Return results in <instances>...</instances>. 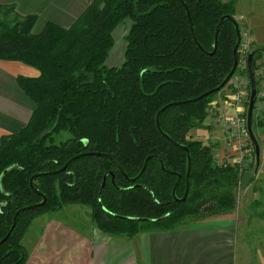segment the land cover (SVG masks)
Segmentation results:
<instances>
[{
    "label": "trees",
    "instance_id": "trees-1",
    "mask_svg": "<svg viewBox=\"0 0 264 264\" xmlns=\"http://www.w3.org/2000/svg\"><path fill=\"white\" fill-rule=\"evenodd\" d=\"M233 11L220 0H92L69 28L46 23L34 34L35 16H21L13 6L0 4V61L38 73L16 78L33 110L24 127L0 138V241L20 209L46 198L43 206L18 214L0 244V264H25L22 236L30 223L69 205L88 208L102 234L127 239L171 231L186 224V218L198 221L232 212L236 169L217 166L212 148L188 135L203 128L204 109L223 88L159 116L161 131L190 155L184 202L172 197L176 177L162 171L157 159H150L134 182L115 164L133 179L145 159L156 156L166 171L181 176L175 196L183 197L187 155L159 133L156 115L168 104L217 88L229 74L236 44L231 21L222 22L211 53L219 20L234 19ZM125 21L122 63L108 67L113 32ZM253 51L257 73L264 49ZM254 116L255 108L252 122ZM91 153L109 158L83 156L54 173L71 158ZM39 173L51 174L35 178L32 189L30 179ZM109 173L113 179L107 176L100 194Z\"/></svg>",
    "mask_w": 264,
    "mask_h": 264
},
{
    "label": "crops",
    "instance_id": "crops-1",
    "mask_svg": "<svg viewBox=\"0 0 264 264\" xmlns=\"http://www.w3.org/2000/svg\"><path fill=\"white\" fill-rule=\"evenodd\" d=\"M91 1L0 0V4L13 6L21 16H35L33 33L37 34L46 23L69 28ZM241 7L245 11L241 13L244 25L254 38V43L264 47V7L257 12L251 10L252 8L248 12L245 7ZM254 31L262 32L259 38L254 37ZM37 75L34 69L24 64L0 61V138L24 127L33 110V103L21 91L16 78H34ZM224 95L222 93L217 102L221 107L225 106L226 100L222 98ZM220 133L211 132L208 136L219 141L223 145L221 150H224L225 143ZM237 226L236 219L230 214L186 223L167 232L141 233L126 241H112L108 236L97 233L98 231H93L92 237L87 239H76V234L66 227L75 235L72 237L77 245L75 253L83 254L82 259L68 258L66 264H75L76 261H81L80 264H235ZM46 247L40 246V250L44 249L40 252L44 253L35 264H52L48 260V254L53 251H45Z\"/></svg>",
    "mask_w": 264,
    "mask_h": 264
},
{
    "label": "rangeland",
    "instance_id": "rangeland-1",
    "mask_svg": "<svg viewBox=\"0 0 264 264\" xmlns=\"http://www.w3.org/2000/svg\"><path fill=\"white\" fill-rule=\"evenodd\" d=\"M220 1L229 3L233 7L234 19L236 20L242 34V40L240 42L241 46L239 52L237 51V58L241 61L242 65L243 62H246V58L251 51L255 48L264 49V47L257 46V43H254V38L250 35L249 30L244 25L243 15L241 14L243 12L241 5L245 7V10L248 12L250 8H252L251 10L257 12L259 8L264 7V0H245V2H243V0ZM243 13H245V11ZM128 26V21H125L124 24H120L113 32L114 44L109 57L106 60V65L108 67L119 66L122 63V54L126 45L125 33ZM261 34L262 32L254 31V37L256 39L259 38V35ZM260 55H262V58H260L261 56L258 57V60H260L257 61V66L258 69L260 67L261 69H264V51H262ZM235 75L243 77L245 82V107L242 110L244 113V111L247 110L250 92L247 67L244 70L237 69L234 76ZM254 75L257 77V73L255 74L254 72ZM263 81L262 78L256 80L258 94L260 90H264ZM235 88V79L231 78L228 84L223 87L221 92L211 97L210 102L205 107L203 128H194L188 134L192 139L200 140L204 145L212 148L215 160L214 162L220 167L223 166L216 163L215 157H223V151L227 150V142L233 139L231 137L233 130H231L232 128H229L228 131L224 129L225 126L219 118L221 115L220 113L229 115L232 112L235 114L236 109L234 111L230 109L221 111L220 109L222 107L221 105H218L217 102L222 93L225 94L222 97L226 100L225 102H232V98L236 93ZM225 97L227 98L225 99ZM258 100L254 107L255 116L252 123L254 136L258 142L260 150L259 163L258 165L254 164L256 162L255 157L251 161V157L254 154L253 147L250 148V150L248 149L251 156L246 159L247 164L245 167L239 168L245 160L241 163L239 162L233 165H228V167H232L237 171L235 181V205L232 212L224 214L233 215L234 219H236V222L238 223V234L237 240L235 241V264H264V109L260 108ZM211 132L222 134V138L225 143L224 150H221L223 145H221L219 141L213 140V137L209 138L208 134ZM67 138H69V135L64 134V139ZM218 217L219 216L208 217L198 221H204L212 218L216 219ZM194 220V218H186L183 222L188 224L190 222H195ZM66 227H69L70 230L76 234V236L70 230L68 231ZM95 231H98L97 233H101L97 230L94 223L90 219L89 209L86 207L69 205L56 212L42 213L41 215L35 217V219L30 223L29 229L22 236V244L28 251V258L25 264H28V262L32 264L37 263L38 257H41L44 253L40 252L44 251L43 248L40 250V246L42 245L47 246L45 251H48L49 249L53 251V253L48 254V260L52 264H66L67 259L72 257L82 259V253L79 255L75 253L77 245L72 241V237L75 236L76 239H87L88 237H92ZM106 236H108L107 238L112 241L117 239H124V241H126L127 239L123 236ZM67 251H69V254H67ZM29 256H31L30 259ZM80 263L81 261H76L75 264Z\"/></svg>",
    "mask_w": 264,
    "mask_h": 264
},
{
    "label": "water",
    "instance_id": "water-1",
    "mask_svg": "<svg viewBox=\"0 0 264 264\" xmlns=\"http://www.w3.org/2000/svg\"><path fill=\"white\" fill-rule=\"evenodd\" d=\"M182 1V0H180ZM229 20L232 22V24L234 25V28H235V35H236V44H235V47L233 49V67L231 69V71L229 72V74L226 76V78L223 80V82L215 89L213 90H210L206 93H204L203 95H201L200 97L198 98H195V99H192V100H189V101H183V102H175V103H171V104H168L166 105L165 107H163L160 111H158L157 115H156V128L158 129L159 133H161L164 137H166L170 143L174 144L175 146L181 148L182 150H184L186 152V155H187V165H186V174H185V191H184V194H183V197L182 198H176L175 196V191H176V188L180 182V179H181V176L179 174H176V173H172V172H168L165 170L164 168V165L162 163V160L159 159L158 157L156 156H149L145 159V162H144V165H143V168L142 170L140 171V173L133 179H129L126 175H124L122 169L120 168L119 165L115 164L117 169L119 170V172L125 177V179L127 181H131V182H134L135 180H137V178H139V176L144 172L145 168H146V165H147V162L150 160V159H157L158 162L160 163V167H161V170L168 173V174H172L176 177V182L173 186V189H172V197L174 199H176L177 201L179 202H184L186 200V197L188 195V191H189V186H190V183H189V172H190V155L188 153V149L187 147L185 146H181V145H178L176 144L174 141H172L169 137H167L160 129V124H159V116L160 114L167 108L169 107H172V106H179V105H184V104H188V103H192V102H198L200 101L201 99L203 98H206L208 97L209 95L213 94V93H216L218 91H220L225 85L226 83L231 79L233 73L235 72V69L237 67V64H238V58H237V51H238V47H239V44H240V32H239V26L238 24L236 23V21L230 17V16H223L220 20H219V23L216 27V31H215V34H214V40H215V43H214V50L213 52L211 53V55L216 51V48H217V36H218V32H219V27L221 26L222 22L224 20ZM190 30H191V36H192V39L193 41L195 42V44L197 46H199L195 36H194V33H193V30H192V26L190 24ZM254 55H255V51H251L248 56H247V73H248V78H249V85H250V92H249V99H248V105H247V110H246V119H247V131H248V135H249V139L254 147V154H255V159H256V164L258 165L259 163V154H260V150H259V145H258V142L254 136V133H253V130H252V115H253V110H254V106H255V103H256V94H257V86H256V80H255V75H254V71H253V59H254ZM98 156V157H106V158H109L108 156L106 155H103V154H97V153H91V154H83V155H79V156H75L73 158H71L69 161L66 162V164L58 171L54 172V173H59V172H62L64 171L67 166L73 162L74 160L80 158V157H83V156ZM47 174H51V173H39L35 176H33L31 179H30V187L33 189L32 187V182L35 178L37 177H43V176H46ZM110 175L113 179V176H112V173H109V174H106L104 175L103 177V180H102V184H101V189H100V194L104 188V185H105V182H106V178L107 176ZM46 202V198L44 196H42V201L36 205H32V206H28V207H24L22 209H20L16 215L14 216L13 218V222H12V226L10 228V231L9 233L7 234V236L10 234V232L12 231V229L15 227V224H16V219H17V216L20 212L22 211H25V210H30V209H35L37 207H41L45 204ZM7 236L2 240L0 241V244L7 238Z\"/></svg>",
    "mask_w": 264,
    "mask_h": 264
},
{
    "label": "built area",
    "instance_id": "built-area-1",
    "mask_svg": "<svg viewBox=\"0 0 264 264\" xmlns=\"http://www.w3.org/2000/svg\"><path fill=\"white\" fill-rule=\"evenodd\" d=\"M240 32V30H239ZM242 40V34L240 32V42ZM241 43L239 44L238 47V52L240 49ZM247 67V58L246 62H243L241 65V61L238 59V64L235 69V72L237 69L244 70ZM234 72V74H235ZM233 76L231 77L232 79H235L236 83V93L232 98V102L227 103L225 102V106L222 107L220 110H232L234 111L236 109V113L233 114H222L220 113V119L222 120V124L225 126V130L228 131L229 128H232L233 134H231V139L230 141L227 142V150L223 151V157H215L216 163L226 167L228 165H233L235 163H241L243 160V164L239 167H245L247 164V158L251 156L250 149L248 148L250 139L247 131V119H246V111L244 113L242 110L244 109L245 105V100H244V90H245V82L243 80V77L240 76ZM256 74V73H255ZM259 78H262V81L264 80V69L261 67L257 71V77L255 76V80H258ZM264 82V81H263ZM257 86V84H256ZM258 95V96H257ZM259 99V100H258ZM259 102L260 108L264 109V90H260L259 94L257 91L256 94V102ZM256 104V103H255ZM249 149V150H248ZM253 159V156L251 157V160Z\"/></svg>",
    "mask_w": 264,
    "mask_h": 264
}]
</instances>
